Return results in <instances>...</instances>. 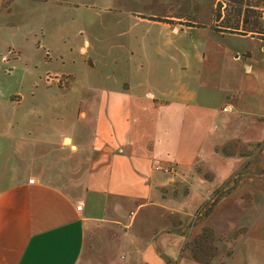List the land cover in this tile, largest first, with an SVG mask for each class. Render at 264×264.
Listing matches in <instances>:
<instances>
[{
  "label": "crops",
  "instance_id": "obj_1",
  "mask_svg": "<svg viewBox=\"0 0 264 264\" xmlns=\"http://www.w3.org/2000/svg\"><path fill=\"white\" fill-rule=\"evenodd\" d=\"M14 1L0 0V18ZM126 2L106 7L122 39L105 49L43 35L45 66L32 55L4 70L32 87H0V264H264V40L179 22L175 5L130 15ZM100 65L111 70L99 86ZM163 67L165 87L152 77ZM48 74L72 80L50 90ZM205 230L209 263L192 250Z\"/></svg>",
  "mask_w": 264,
  "mask_h": 264
},
{
  "label": "rangeland",
  "instance_id": "obj_2",
  "mask_svg": "<svg viewBox=\"0 0 264 264\" xmlns=\"http://www.w3.org/2000/svg\"><path fill=\"white\" fill-rule=\"evenodd\" d=\"M22 1L23 0H15L13 2V18L10 16L5 18L2 16L0 18L1 23L4 22L5 24L0 25L1 40L5 46L0 52V87H9L8 89L13 90V92L22 91L28 94L32 87V83L27 81H16L15 75V77H13V82H5L10 76L5 73V71L11 72L14 68L10 67V62L13 61L15 63V61L20 60L21 57H23L24 60H30V57L33 55L34 57L31 62L40 60L41 65H44L41 61L43 58L42 56L46 54V60L51 58L49 52L44 54L45 48L43 47L38 50H33V48L39 47V44L43 43V35L46 36L48 43L62 45L66 50L70 48L75 39L81 43L84 39H89L92 45L96 44L101 49H105L106 46L110 45L115 40L119 41L122 39V37H118L115 34L118 29L116 23H113L112 26L108 25L110 22V15L108 14L106 7L107 5H114L112 0H109L111 4H109L107 0H71V2H55L54 0ZM174 1L175 0H125V10H128L130 15L135 14L136 11H152L161 14L168 12L170 6H173L172 8H174L175 5L177 9L176 13H181L184 18L181 21L179 20V22H187L184 21L187 19L198 20L201 22L213 20V25H215V12H221L223 16L224 14L226 16L231 15L230 17L233 20L236 18L234 17L235 15L232 14L233 8L228 7V0H176L175 3ZM248 2L251 4L253 3V5L259 3V7L255 10L260 12L263 17L261 20V27L264 28V0H249ZM244 8L245 6L243 9ZM114 12H116V9ZM158 19L171 25H176V23H178V21L162 17H159ZM222 23L226 24L225 21H222ZM219 24H221V22ZM123 25L125 24H120L118 27H122ZM78 29H82L81 35H76ZM11 33H13V42L10 37L12 35ZM130 40H132V38H130ZM232 40V45L240 48L252 47L260 52L259 43L255 39L244 36H234L232 37ZM38 41L40 42L38 43ZM18 48H20L21 51L22 48H25V50L20 54ZM76 52L77 51H74L73 53L68 52L67 55H74ZM36 54H39L41 57H36ZM52 55H54V59L57 57V59L61 61L58 54L53 52ZM19 66L22 67L21 64ZM78 69L81 70V68ZM82 69L85 70L86 68ZM110 70L111 68H106L100 65L98 70L95 69L90 75L91 80H95L96 85L100 86V81ZM86 73L87 72H83V75ZM158 75L162 76V79H160L163 81L161 87H165L169 82V70L166 67H163L156 74H152V77L158 79ZM71 80V77L60 76L59 78V76L53 74L46 75V81L48 82L49 87H51L50 90H57L59 85L61 87H66ZM43 85L45 84L42 82L38 89ZM213 93H216V96L219 95L216 90H214ZM248 133L249 131L244 134V140L249 138ZM262 142L263 141H261V143ZM257 148L259 149V147Z\"/></svg>",
  "mask_w": 264,
  "mask_h": 264
},
{
  "label": "trees",
  "instance_id": "obj_3",
  "mask_svg": "<svg viewBox=\"0 0 264 264\" xmlns=\"http://www.w3.org/2000/svg\"><path fill=\"white\" fill-rule=\"evenodd\" d=\"M249 0H228V7L233 8L234 20L229 16L222 15L221 12H215V25L213 28L224 33H237L241 35H252L264 40V28L261 27L262 16L255 9L259 3H249ZM259 2V1H257ZM220 5V4H218ZM245 8L243 9V7ZM254 9V11H253ZM225 21L226 24L222 23ZM221 22V24H219ZM217 24V25H216ZM194 256L197 260L209 263L216 252L213 234L210 230H205L197 237L192 245Z\"/></svg>",
  "mask_w": 264,
  "mask_h": 264
},
{
  "label": "built area",
  "instance_id": "obj_4",
  "mask_svg": "<svg viewBox=\"0 0 264 264\" xmlns=\"http://www.w3.org/2000/svg\"><path fill=\"white\" fill-rule=\"evenodd\" d=\"M223 110L224 111H231L233 110V106L230 104H227L225 106H223ZM153 169L155 171H161L164 172L166 174H170V175H174L177 172V167L176 164L173 162H160V161H154L153 162ZM34 178H30V182H34ZM81 205H78L77 208L81 209Z\"/></svg>",
  "mask_w": 264,
  "mask_h": 264
}]
</instances>
